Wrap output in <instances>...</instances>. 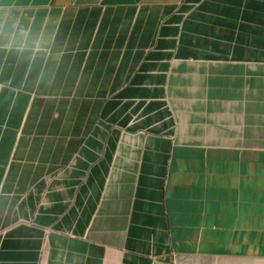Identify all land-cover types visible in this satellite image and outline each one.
Wrapping results in <instances>:
<instances>
[{
  "label": "crops",
  "instance_id": "1",
  "mask_svg": "<svg viewBox=\"0 0 264 264\" xmlns=\"http://www.w3.org/2000/svg\"><path fill=\"white\" fill-rule=\"evenodd\" d=\"M0 264H264V0H0Z\"/></svg>",
  "mask_w": 264,
  "mask_h": 264
},
{
  "label": "clouds",
  "instance_id": "2",
  "mask_svg": "<svg viewBox=\"0 0 264 264\" xmlns=\"http://www.w3.org/2000/svg\"><path fill=\"white\" fill-rule=\"evenodd\" d=\"M6 39L7 46L15 45L20 51H23L28 46L26 34L23 32L17 34L15 31H13L6 37Z\"/></svg>",
  "mask_w": 264,
  "mask_h": 264
}]
</instances>
